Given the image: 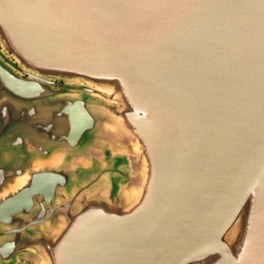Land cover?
<instances>
[{"label":"water","instance_id":"obj_1","mask_svg":"<svg viewBox=\"0 0 264 264\" xmlns=\"http://www.w3.org/2000/svg\"><path fill=\"white\" fill-rule=\"evenodd\" d=\"M0 43L3 264H264V0H0Z\"/></svg>","mask_w":264,"mask_h":264},{"label":"flooded vegetation","instance_id":"obj_2","mask_svg":"<svg viewBox=\"0 0 264 264\" xmlns=\"http://www.w3.org/2000/svg\"><path fill=\"white\" fill-rule=\"evenodd\" d=\"M0 64H2V45L0 43ZM2 94L1 92V87H0V95ZM19 149V146H9V151H16ZM0 153H2V110L0 109ZM50 165H52L51 162ZM10 164V165H8ZM37 163L35 162H9V163H4L2 160L0 161V264L2 263V233L6 231L4 228H2V168H32L36 165ZM22 166V167H21ZM29 264L28 262L22 261V264ZM20 264V262H19Z\"/></svg>","mask_w":264,"mask_h":264},{"label":"rangeland","instance_id":"obj_3","mask_svg":"<svg viewBox=\"0 0 264 264\" xmlns=\"http://www.w3.org/2000/svg\"><path fill=\"white\" fill-rule=\"evenodd\" d=\"M2 150H3V147H2ZM2 160V153H0V161ZM26 238H28V240H30V235H26Z\"/></svg>","mask_w":264,"mask_h":264}]
</instances>
